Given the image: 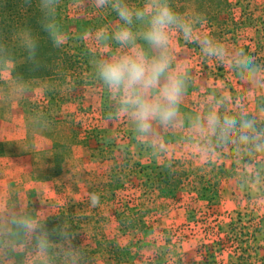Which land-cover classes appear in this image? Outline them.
I'll list each match as a JSON object with an SVG mask.
<instances>
[{
	"label": "rangeland",
	"instance_id": "1",
	"mask_svg": "<svg viewBox=\"0 0 264 264\" xmlns=\"http://www.w3.org/2000/svg\"><path fill=\"white\" fill-rule=\"evenodd\" d=\"M230 1L232 6L226 7L220 0H200L203 6L212 11V17L209 23L204 24L201 33L193 34V41H185L178 29L169 32L170 43H174L171 46L172 55L176 59L173 75L185 79L186 87L193 98L188 99L189 104L192 107L200 106L196 107L197 115H182L173 124H161L158 120H153L151 130L165 127L172 129L179 126L189 131L201 132L202 144L198 149H201L202 156L198 159V156H192L195 151L190 149L187 151V156L195 161L194 165H204L207 174H212V177L216 172L213 171L208 161L217 165L215 167L218 170L221 169V165H226L231 170L230 173L233 170L241 173V177L224 184L222 188L232 189L239 184L244 190L250 189L254 192L253 197L258 199L257 203H263L264 143L257 147L256 139L248 143L240 141L241 133L245 134L253 128L238 127L226 137L221 138L218 130L214 132L208 128L205 119L209 112H216L221 117L225 115L235 117L241 124L246 120L252 121L253 125L264 122V108H261L264 102V91L253 92V89H258L260 86L264 89L263 0ZM145 3L146 0H139L137 7H142ZM81 4L85 7L90 5L87 0H79L78 6L81 7ZM175 4L177 12L194 31L199 21L194 16L193 2L175 0ZM169 5L173 8V4L169 3ZM76 9L73 7L67 14L70 17L69 27L73 32L77 29L79 22ZM240 34L247 38V55L243 57L248 58L251 71L236 65V61L243 58L241 54L237 55L240 52L235 44ZM254 34H256V40L253 43L250 39ZM204 38L211 39L214 44L222 46L225 52L222 61L203 53L200 44L196 41ZM146 54L150 58L155 55V51L146 52ZM12 67V63L7 64L1 71V78H6L2 92L4 94L12 92L18 95L16 97L19 99V104L26 109L24 118L25 121L27 120L25 124L28 123L27 142L34 147L38 145L39 148L38 150L33 149L32 172L22 173L17 180L19 186L22 187L20 190L28 189L27 192L16 196L15 200L8 197L6 204L2 205L4 215L9 216L12 224L10 241L14 264H43V257L48 251L45 246L43 248V242L51 245L54 241L50 232L45 229V225L49 218L56 219L60 213L73 215L75 222H78V219L84 221L82 226L75 225L74 234L67 237L65 246H60L56 252V255L61 258L69 255L63 264H79L78 259L83 255H90L92 264H117V258L127 257L140 259L137 264L143 261L146 263L148 259H142L141 255H136L141 249L145 251L142 257H151L154 259V264H183L185 254L183 242L187 240H192L194 243L189 251L192 255H211L207 252L208 249L204 254L200 252L209 245L208 234L213 227L217 226V219L221 215L218 208L208 209L204 206L200 209L201 202L199 209H194L192 202L193 210L185 213L177 204H174V201L170 202L169 206H163L155 195L150 193L147 196L139 193L138 179H135L129 192L121 193L116 199L112 198L108 189L106 168L99 164L98 160L89 159L88 154L65 147L67 143H71L74 132L72 117H79L77 114L79 108L82 110L84 107L88 108V104L81 106L72 93H66L63 96L65 100L62 104L61 100L64 98L61 96L65 92L55 91L56 94L51 96V86L40 79L31 80V82L15 81L11 77ZM28 82L30 83L27 84ZM230 88L244 89L248 94L244 96L241 94L235 99ZM220 92L221 96L217 97ZM52 98L56 99L58 106L52 104ZM214 101H217L220 106H214ZM225 106L230 107L233 112ZM65 115L72 116L69 123L58 124L59 117ZM181 120L185 122L181 123ZM47 123L48 127H46ZM89 132L93 133V129L90 128ZM259 133L264 135L263 131ZM212 139H215V142H212ZM229 139L230 142H226ZM191 141L188 140L187 143L190 145ZM218 141L221 144L224 141L228 143L222 151ZM48 143H55L57 150H45L43 147H46ZM225 148L226 151H224ZM176 149L180 153L183 152L184 144L178 145ZM131 150L134 158L145 164L157 166L160 161L158 159L160 152L157 150L152 154L135 145ZM212 152L213 154H210ZM168 155L172 156L171 153ZM57 159L62 161V174L55 181L51 180L50 184H43L44 178L53 177ZM29 168L26 166V170ZM30 183L34 186L28 188ZM92 193L98 195L100 199L99 205L95 208L90 205L89 196ZM251 197L250 193H246L244 199ZM127 201L130 203L128 206L125 204ZM144 202L149 209L150 206L154 207V211L153 209L150 212L145 211V220L149 228L143 236V246H139L134 236H122L123 232L117 215L138 213L139 210L143 213L141 205ZM207 209L210 213L206 212ZM23 240L25 242L21 243ZM232 241L238 244L236 248H242L237 238H232ZM131 243L133 244L129 245ZM232 243H229L227 249L224 248V253L232 255L230 253V250H234ZM78 245L86 252L79 251ZM4 249L9 248L4 246ZM250 249V246L249 248L244 247L243 251H240L241 255L248 253ZM24 255V258L19 259V256ZM203 260L201 258L200 261Z\"/></svg>",
	"mask_w": 264,
	"mask_h": 264
},
{
	"label": "trees",
	"instance_id": "2",
	"mask_svg": "<svg viewBox=\"0 0 264 264\" xmlns=\"http://www.w3.org/2000/svg\"><path fill=\"white\" fill-rule=\"evenodd\" d=\"M87 1L89 6L85 7L81 4L79 7V0H58L55 19L60 31L65 36V41L61 46L54 47L53 42L42 28L44 14L39 10L40 0H0V46L3 49L0 51V83L2 82L1 71L3 67L12 63L11 77L15 81L27 82L40 79L48 82L51 86V96L56 94L55 91L59 93L63 91L65 93L61 97L66 93H72L81 106L88 104V108L84 107L85 110L79 108L77 112L79 117L71 116V122L75 126V144L92 149L93 156L103 167H106L108 170V189L112 198L116 199L121 193L129 192L135 179H138L140 191L157 190L159 192L161 205L169 206L172 201L174 204H180L179 195L187 188H193L197 191L200 188H208L206 187L207 181H204L207 170L204 165H194L188 157H175L176 147L183 143L184 131L165 127L159 131H150L146 137L144 133L137 131L136 122L130 114L120 111L119 94L110 92L108 87L104 85L96 73V62L101 59H110L113 56L131 54L130 46H121L111 38L119 27L124 26V22L112 10L110 3L104 7H97L95 0ZM138 1L125 0L131 7H137ZM191 1L193 2L195 19L199 21V25L193 34H198L204 29V24L210 22L212 11L203 6L200 0ZM220 1L226 7L232 6L230 0ZM168 2L173 4L172 9L178 13L175 0H168ZM262 2L264 6V0ZM73 7L77 8L75 12L79 15L75 32L71 31L69 27L70 17L67 15ZM222 11L224 12V10ZM130 27L135 33L142 27V22L134 19ZM25 29H30L37 39L34 60L29 59L28 52L20 44V37ZM101 30H103V35L108 37L106 42L97 39V33ZM174 30L176 29H170L169 32ZM251 36L250 40L254 43L256 34ZM246 40V36L240 34L235 43L241 57L247 55ZM136 43L145 53L154 51L139 37H137ZM172 45L174 43H170L168 50L171 72L176 62L172 55ZM263 91L261 86L258 89H253V92L256 93ZM230 92L235 99L241 94L243 96L248 94L244 89L230 88ZM190 94L191 92L186 87V93L179 105L180 114L189 115L194 108L200 106L192 107L188 103L190 102L188 99H193ZM219 96H221V92L217 94V97ZM64 100L65 98L61 100L62 104H64ZM52 104L58 106L55 98H52ZM213 104L216 107L220 106L217 101H214ZM225 107L230 109L228 106ZM261 108H264V102L261 104ZM230 110L233 112L232 109ZM69 120L68 115H65L62 123H69ZM90 128L93 129V133L89 132ZM253 130H248L245 134L249 135L252 141L256 139L257 147H259L264 143V135L259 133V131L264 132V122L254 124ZM156 141L164 146L157 166L143 164L134 158L131 150L134 145L143 151L151 152ZM226 142H230V139ZM226 142L221 144L218 141L221 151L228 144ZM169 153H172V156L169 157ZM2 155L3 147L0 143V157ZM209 164L213 166V171H215L216 165L214 163ZM221 166L218 172L223 178L236 175V173H227L226 165ZM218 183L212 184L211 188L217 187ZM199 186L202 187L199 188ZM127 202L125 203L126 206L130 204ZM192 202L194 209H199L200 195L193 197ZM141 206L144 207L145 203H142ZM145 214V211L143 213L139 211L133 214L117 215V218L125 233L134 228L145 233L148 229ZM72 216L60 213L56 219L49 218L47 221L45 229L50 232L54 241L51 245L43 242V248L45 246V249L48 250L47 255L43 257V264H63L69 257V255H65L66 257L63 258L58 257L56 252L60 246H65L67 237L74 234L75 225L77 227L82 226L84 222L82 219L75 222ZM244 241V238H240L241 247H243ZM24 242L25 240L21 243ZM78 250L82 253L86 252L82 247L79 248V245ZM24 257L25 255L19 256V259ZM138 262L140 259H133L132 257L117 258V264H137ZM78 263L92 264L90 255H83L78 259ZM141 264H154V261H146V263L143 261Z\"/></svg>",
	"mask_w": 264,
	"mask_h": 264
},
{
	"label": "clouds",
	"instance_id": "3",
	"mask_svg": "<svg viewBox=\"0 0 264 264\" xmlns=\"http://www.w3.org/2000/svg\"><path fill=\"white\" fill-rule=\"evenodd\" d=\"M58 0H40L39 10L44 14L42 28L53 42L54 47L61 46L65 41L55 19ZM97 7L111 4L112 10L124 22L113 34L112 39L121 46H130V55L113 56L96 62V73L110 92L119 94L120 111L130 114L136 122L137 131L146 133L151 130L152 121L161 124H173L179 116V105L186 93L185 79L173 75L170 71L168 50L170 45V29H178L185 41H193V29L185 22L180 14L169 5L168 0H146L142 7H131L125 0H95ZM141 21L142 27L133 32V21ZM137 37L145 41L157 54L151 58L139 48ZM97 39L107 41L103 30L97 33ZM21 46L28 52L29 59L34 60L37 49V39L30 29H25L20 37ZM200 44L206 56H214L223 60L224 49L214 44L211 39L204 38L196 41ZM0 46V51H2ZM240 55V54H237ZM237 67L251 71L247 57L236 61ZM208 128L217 131L221 138L233 130L253 128L252 121L242 124L235 117H221L216 112L206 116ZM250 137L241 133L240 141L248 143ZM91 207L99 205V196L95 193L89 196Z\"/></svg>",
	"mask_w": 264,
	"mask_h": 264
},
{
	"label": "crops",
	"instance_id": "4",
	"mask_svg": "<svg viewBox=\"0 0 264 264\" xmlns=\"http://www.w3.org/2000/svg\"><path fill=\"white\" fill-rule=\"evenodd\" d=\"M5 80L6 78L2 79V82L0 83V143L3 147V155L0 157V229L2 230L0 232V264H14L13 257L11 255L12 250L10 241L12 224L9 220V216L7 217L6 214L4 215L5 211L3 210L2 205L6 204V202L8 201V197L12 200H15L16 196L22 195L23 193L27 192L28 189L24 191L20 190L22 187L19 186L17 180L19 179V177H21L22 173L25 174L32 172L31 166L34 156L33 149L35 148V150H38L39 148L38 145H35L34 147V145H29V143L27 142L28 123L27 125L25 124L27 120L25 121L24 118L26 109L19 104V99H17L16 97L18 95L12 92H9L8 94H4L2 92V86ZM30 82H28L27 84H29ZM258 105L259 104H257V106ZM195 110L196 108L192 110V115H197ZM182 115L189 116L182 113L178 117ZM64 117L65 116H62L61 118L59 117L58 124H62ZM69 119H71V117H69ZM181 123H183L182 120ZM48 125L49 124L47 123L46 127H48ZM23 128H25V130ZM174 128H177L180 131H184L182 144H184L185 147L184 151L181 153L179 151H176L175 157H188L187 151L190 149L195 151L192 156H198L199 159V156H202L201 149H198L202 144V142L200 141L202 133L196 130L189 131L187 129L180 128L179 126ZM73 129L75 131V128ZM159 129H152L150 131L155 132L159 131ZM150 131L144 133V135L148 137L147 133H150ZM188 140H192L190 145L187 143ZM212 142H215V139H212ZM161 145L163 144L157 145L156 141L151 153L153 154L157 150L161 155V153L164 151V146L161 147ZM65 147L66 149H75V151L81 153L84 152L88 154L89 159L94 161L97 160L96 157L93 156L92 149L87 146L75 144L74 132L71 138V143H67ZM43 148L48 151H53L55 149L57 150V146L55 143H48V145ZM224 151H226V148L224 149ZM210 154H213V152ZM160 155L158 157H160ZM188 159H190L193 163L195 162L193 158L188 157ZM141 162L145 164L143 161ZM208 162L213 163L212 161ZM55 164L57 165L54 171L55 174L53 173V177L51 178H44L43 184H50L51 180L55 181L62 174V161H59L57 159L55 161ZM196 164H198V162H196ZM147 165L153 164L148 163ZM26 166L30 168L26 170ZM226 168L228 169L227 172L230 173L231 170L228 167ZM218 171L219 170L216 167V170L214 171L216 172L214 173V177L211 176L212 174H207L205 176L204 181H207L206 187H208V189H201L200 187L202 186H199L200 189L198 191L193 188H187L179 195V198L181 197V203H178L177 206H179V208L185 213H188L189 211L191 212V210H193L192 199L193 197H197L198 195H200L202 202L200 209L204 206H207L208 209L218 208L221 213V215L217 219V226H215V228L213 227V230H211V232L208 234L210 237L209 245L206 247V249L201 250L200 252L201 254H204V252L208 249L207 252H209L211 255H192L189 251H191V248H193L194 243H192V240H187L183 242L185 253L183 256V264H264V201L263 203H257L258 199L253 197L255 195L254 192L250 189L244 190L239 184L232 189L222 188V186L220 185L228 184L234 180H237V178L241 177V173L235 172L236 175L234 174L233 177L223 178ZM208 172L211 173V171ZM106 173L108 174V170H106ZM216 182H219L218 186L215 188H211V185ZM31 186H34V184L30 183L28 188H31ZM139 193H141V195L145 194L147 196L151 193L155 195L157 200L159 198V192L157 190H149L146 192L140 191ZM246 193H250L252 197L245 200L244 197ZM141 208H143L142 210L144 211L150 212L152 211V209L154 211V207L152 208L150 206V210L149 207H147L146 203L145 206H141ZM208 209L206 210V212L210 213ZM121 231L123 232L122 236H134L136 242L139 243V246H143V236L145 233L141 232L138 228L130 229L126 233L121 228ZM232 238H237L239 243H241L240 238H244L245 241L243 243V247L236 248L238 244L235 241H232ZM231 242H233L232 246L234 250H230V253H232V255H229L227 253H224L223 251L224 248L228 247L229 243ZM132 244L133 243L129 245ZM4 246L6 248L8 247L9 249H4ZM249 246L251 247V249L248 251V253L244 255L242 253L241 255L240 251H243L244 247L249 248ZM136 255H141V258L148 259L147 261H154V259H152L151 257H142L143 255H145V251L143 252V249H141ZM201 258L202 260L203 258H205V260L200 261Z\"/></svg>",
	"mask_w": 264,
	"mask_h": 264
}]
</instances>
